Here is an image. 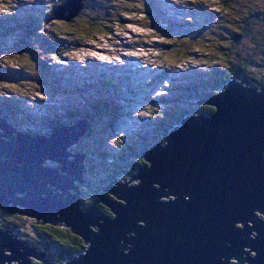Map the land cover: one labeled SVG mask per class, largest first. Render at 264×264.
<instances>
[{"label":"water","instance_id":"95a60500","mask_svg":"<svg viewBox=\"0 0 264 264\" xmlns=\"http://www.w3.org/2000/svg\"><path fill=\"white\" fill-rule=\"evenodd\" d=\"M82 8L66 0L47 21ZM200 102L215 111L186 115L129 181L103 188L120 199L100 195L108 213L81 197L86 155L70 146L85 118L32 135L0 116V208L79 236L84 249L60 264H264V81L234 78ZM37 249L0 230V264H57Z\"/></svg>","mask_w":264,"mask_h":264},{"label":"trees","instance_id":"16d2710c","mask_svg":"<svg viewBox=\"0 0 264 264\" xmlns=\"http://www.w3.org/2000/svg\"><path fill=\"white\" fill-rule=\"evenodd\" d=\"M61 1V4L52 5L50 8L52 14L49 12L42 24L48 25L47 19L66 0ZM96 2L99 1L96 0ZM99 3L106 5L104 7H102L103 4L98 6L99 10H96L97 13L94 15L82 17L81 14H85L83 7L75 17L68 20L57 18L55 20L77 24L83 19L79 26H81L82 33L87 35H96L100 32L111 35L109 25L115 22L121 23L122 14L137 15L143 13L141 10H134L135 6H139L140 9L145 8L146 18L149 17L151 20L160 22L169 20L163 16H158L154 6L150 4V0H105V2L100 1ZM218 5L219 10H208L207 5L199 3L193 10L187 11L184 16H180L179 19L167 21L168 24L163 31L164 34L175 35V39L168 47L173 49L176 59L192 61V49L200 50L201 44H204L210 49L203 51L204 56L201 57H203L204 62L202 63L214 67L205 72V75L199 76L198 79L192 78L196 75L192 74L190 81L187 79H182L178 83L175 81L171 86L173 90H169L170 88L167 87L168 91L166 92L172 93L168 100L163 96L157 98L150 96L152 89L157 90L162 87L165 74L162 76L152 75L145 82L146 84L142 82L141 86H135V79H133L135 73L130 70L114 73L99 67L85 69L88 80L83 83V86H78V91L75 92L78 93L77 95L83 100V103L74 104L72 101L73 108H69L66 115L68 118L64 121L54 120L49 126V130L42 134H49L55 126L73 122L78 117L86 118L92 125L104 117L109 121L106 129H111L110 132L108 131V135L113 136L118 133L114 123L118 122L123 115L130 117V111L127 108H132L137 112L147 109L148 117L140 120L138 132H132L131 139L125 141L121 147L110 145L101 138L102 135L95 136L91 130L84 136L85 138L83 137L86 139L92 136L95 141L93 138L91 139L93 144L89 149H77L78 146L73 152L83 151L86 155L85 180L88 182L93 177L99 180L95 198L92 201L83 200L84 202L100 207L108 213V209L100 202L99 192L103 191V187L115 179L121 181L125 176L132 175L136 166L143 164V155L152 148L155 142L162 141L186 115L197 112L209 115L215 111L214 107L201 103V100H208L219 91L221 86L234 78L246 77L253 85L264 79V0H219ZM126 7H131V10ZM101 8H104L106 13L101 12ZM196 8H198V12L195 11ZM151 11L152 13L149 14ZM17 13V15H11L0 21V34L8 35L2 38L11 37L12 34L19 35L18 39L12 41L13 46L32 59L36 50L30 41L36 37L33 34L38 28L40 19L34 13L26 15V18H18L20 13L22 15L25 11L20 10ZM194 16L198 18L194 19ZM199 23H201L200 28L202 29L209 24L203 32V39L199 40L197 35L192 38L189 37L188 35L191 33L198 34L199 31H202H197ZM16 30L20 32L16 33ZM184 36L190 41L186 38L183 39ZM38 60L41 62L40 58ZM57 80L63 84L69 83V81L64 82L61 75L58 76ZM146 90L148 92L144 95L143 92ZM4 95L12 96L11 94ZM69 99H74V97ZM183 101H186L185 106L187 108L180 107ZM175 104H178L179 107L177 108L179 109H168L169 107L166 106H175ZM147 105H149L148 108H146ZM159 105H163V108L158 107ZM0 116L7 118L13 126L22 131L18 126V121L14 119L16 118L15 111L5 110L0 113ZM119 125L122 126L120 122ZM23 131L32 135L40 134L27 128ZM95 161L100 164L97 167L100 168L99 171L102 175L96 174L98 170L95 168L92 170L91 166L94 165ZM94 170L96 171L95 174L93 173ZM87 184L90 185L89 182ZM94 187L92 188L94 189ZM104 195L109 196L108 193H104ZM20 215L19 213H11L6 209L0 210V230H12L20 238L46 252L53 262H61L63 257L74 255L84 249L83 240L72 233L69 228L60 225L38 224L34 219L26 218V216L21 218ZM27 227L29 229L26 230Z\"/></svg>","mask_w":264,"mask_h":264},{"label":"rangeland","instance_id":"374dc122","mask_svg":"<svg viewBox=\"0 0 264 264\" xmlns=\"http://www.w3.org/2000/svg\"><path fill=\"white\" fill-rule=\"evenodd\" d=\"M97 1L105 2V0ZM218 1L150 0V4L154 6V10L158 16H163L169 20L160 22L151 20L149 17L146 18L147 13L145 8L140 9L139 6H135L134 10H141L143 13L141 12L137 15L122 14L121 23L115 22L109 25V29L112 32L111 35L102 32L96 35H87L82 33L81 26H79L83 19L81 22L78 21L77 24H68L63 20L56 21V18L60 19L58 16L53 17V21H48V25L42 24L46 15L51 12L50 8H52V5L61 4V0H0V21L11 15H17V12L20 10L25 11V13L22 15L20 13L18 18H26V15L34 13L40 19L38 28L33 34L36 37L30 41L36 50L32 59L26 53H21L19 49L13 46L12 41H15L16 38L18 39L19 35L12 34L11 37L2 38L8 35L3 36L0 34V110L15 111L16 118L14 119L18 121V126L22 131L27 128L32 132L45 133L49 130V126H51L54 120L64 121L68 118H66V115L68 114V109L73 108L72 101H74V104L78 102L80 104L83 103V100L77 95L78 93L75 92L78 91V86H83V83L88 80V77L85 75V69L89 67H99L107 72L113 71L114 73L130 70L132 73H135L133 76L135 86H141L143 83L146 84L145 82L152 75L158 74L162 76V74H165L162 87L157 90L152 89L150 96L154 98L163 96L168 100L171 98L172 93L166 92L168 91L167 87L170 88L169 90H173L171 86H173L175 81L177 83L181 82L182 79L190 81L192 74H196L192 78L198 79L199 76L205 75V72L210 71L214 67L202 63L204 62L203 57H201L204 56L203 51L210 49L204 46V44H201L200 50L192 49V61L176 59L177 57H175L173 49L168 47L175 39V35L164 34L163 31L168 24L167 21L179 19L187 11L193 10L199 3L207 5L208 10H219ZM82 2L85 4L83 5L85 14H81L82 17L96 14V10H99L100 5L103 4L102 7L106 5L105 3L96 2V0H82ZM126 8L131 10V7ZM100 11L106 13L104 8H101ZM195 11L198 12V8ZM193 18L197 19L198 17L194 16ZM200 24H198L197 31H202H199L198 34L191 33L188 35L189 37L192 38L197 35L196 37L199 40L203 39V32L209 24L205 25L204 29L200 28ZM18 32L20 31L16 33ZM186 39L190 41L189 38ZM191 42H193L192 39ZM23 49L25 51V48ZM38 58L41 59V62ZM59 75L63 77L64 82L69 81V83L63 84L58 81ZM263 81L264 79L258 82L255 85L256 88H259V85ZM147 92L146 90L143 94L145 95ZM4 94H11L12 96L8 97ZM71 97H74V99H69ZM14 102L15 104H13ZM185 102L183 101L180 107L187 108ZM166 106L169 107L168 109L179 107L178 104ZM158 107L163 108V105H159ZM127 110L130 111V117L123 115L119 118L118 122L114 123L118 133L116 132L117 134L113 136L108 135L111 129H106L109 122L106 118L103 117L102 120H97L93 125L85 118L88 121V129L80 137V140L91 130V133L95 136L102 135L101 138L110 145L121 147L123 143L125 144V141L131 139V133L138 130L140 120L148 117L147 109H142L139 112L132 108H127ZM75 121L70 123H74ZM119 122L122 126L119 125ZM92 138V136L91 138L89 136V138L82 139L81 142L78 140L77 143L70 146V150L74 151L78 146L77 149H89L93 144ZM93 141H95L94 138ZM162 142L164 141L162 140ZM79 153L84 154L83 151ZM46 164L56 166L50 160ZM99 165L96 161L94 165L92 164V170L93 168L98 170V172L94 170V174L95 172L96 174H101L100 168L97 167ZM129 179L130 175L125 176L121 182L125 180L129 181ZM88 182L90 185L87 184ZM88 182L85 180L84 184H82L83 186L81 185V197L84 201H92L95 198V194H97L96 188L99 187L97 185L99 180H96L94 177L93 179L90 178ZM103 192L107 194L106 191H100V195ZM108 195L111 199L120 201L116 196L109 193ZM20 216L21 218H25V215ZM236 225L241 227L240 223ZM27 229L29 228L27 227ZM253 235L251 233L250 237H254ZM244 249L249 251L247 247ZM42 258L46 259L45 257ZM34 261L36 264H42L40 260L34 259ZM231 261H234V259H231ZM17 262L15 261L14 264H18ZM55 263L60 264V262Z\"/></svg>","mask_w":264,"mask_h":264},{"label":"flooded vegetation","instance_id":"af4514ba","mask_svg":"<svg viewBox=\"0 0 264 264\" xmlns=\"http://www.w3.org/2000/svg\"><path fill=\"white\" fill-rule=\"evenodd\" d=\"M253 84V83H252ZM257 85V84H256ZM0 210H2V209H0ZM34 261V260H33ZM34 263H36L35 261H34Z\"/></svg>","mask_w":264,"mask_h":264},{"label":"bare ground","instance_id":"6f19581e","mask_svg":"<svg viewBox=\"0 0 264 264\" xmlns=\"http://www.w3.org/2000/svg\"><path fill=\"white\" fill-rule=\"evenodd\" d=\"M170 195L168 196V199H169Z\"/></svg>","mask_w":264,"mask_h":264}]
</instances>
